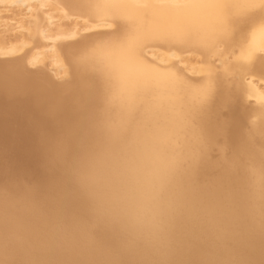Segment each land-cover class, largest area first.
<instances>
[{
	"label": "bare ground",
	"instance_id": "bare-ground-1",
	"mask_svg": "<svg viewBox=\"0 0 264 264\" xmlns=\"http://www.w3.org/2000/svg\"><path fill=\"white\" fill-rule=\"evenodd\" d=\"M7 1H9L8 3L13 2L14 4L21 2V4L24 5V9L17 10L19 6L15 4L18 6L16 8L13 3L11 4L15 6V9L13 7H11L12 9L10 7L8 8L5 5L6 3H3V5L10 10H17V13L21 12L19 14L20 16H29L27 20L22 18L23 22L21 21V18L18 19L21 23L17 21V23L19 22L21 26L28 30L25 32H28L27 35H24L23 31L18 32H22L25 37L27 36L25 39H28L31 43L30 44L28 41L25 42L30 45H27L28 48H26L27 46H24L25 49H28L27 51H24L25 53L23 52L22 57L24 60L25 57L30 59L31 56L32 58L34 56L35 59H40L43 57V52L44 56H46L43 57V60H49L48 63L53 74L50 73L55 76L58 75V77L59 74H65L67 72V67L64 66L65 68L62 73L59 69L60 73L57 74L58 71L56 70V64L58 63V60L60 61L61 59V57L58 58L59 52L57 51V48L61 46L62 43L60 44L58 39L57 41H54V36L59 34L66 36L65 38H69V36H75L74 38H78L77 36L81 32V28L77 29L75 27V22L73 21V27L75 29L72 25L68 26L73 29H68V26L65 25L64 27L67 26V29L64 30V27L59 24V26H61H58L61 29V32H59V30H56L58 29L56 25H58L57 23H59V21L54 22L53 20L57 12H54L55 14H52V16L48 11H58V7L61 6L60 8H63L62 6H64V8H69V11H76L81 16H79V18L84 17L83 20H86L83 22L85 24L84 26L88 27L89 30H95L96 28L99 32L100 30H104V33H102L103 31L95 33L93 36L84 39L82 41L83 44H89V42L92 43L89 46L86 44L88 47L81 53V55H77L76 53V57L79 56V58L72 56L75 58L76 67L78 66L81 74L78 75V78L76 79L78 81L77 87L72 89V93L66 96L62 95L61 89H50L47 88V86L45 87L44 85L39 84L40 82L32 83L35 80L31 78L32 81L30 75L28 77L26 74H22L24 72H20V70H16L17 73H19H15L17 76L12 75L14 74L12 73L13 66L11 68L9 65V69H12V76L9 74L7 75L2 70L7 62L5 63L4 61V63H1L2 61H0V64L2 65L0 66V145L3 143L4 145H9L10 142L15 145V143L17 144L21 139L31 141V144H33L35 140L40 142L43 138H48L49 142L48 144L46 143L47 145L44 148L41 146L37 151L34 150L35 148L30 149L31 153L34 154V158L35 155L39 153L45 155L46 153L50 154L53 152L57 157H67L70 154H73L70 163L66 160L67 163L62 165L65 174L68 175V179L70 178L69 181H71V183L68 184L69 186H65L67 187V190H69L70 199L68 200L70 201L72 199L74 202L73 198L75 197L76 199L78 195L80 198L81 196L85 197L84 199L82 198L83 200L86 199L84 204L83 202L81 203L83 205L77 201L81 205L78 207H82L86 214L78 211L81 210L78 208L77 212L80 213L75 212L73 215L68 214L67 218H69L63 220L65 221V224L67 221V224L70 226L66 225L70 228L72 224L73 227L79 225L80 228L77 233L70 232V235L65 242L67 243V246H64L67 249L64 252L57 246L59 243L56 242L57 244L55 245V238L52 237L51 240L49 239V236H47L48 239H44L45 237H43V233H41L43 238L40 237L41 239H39V237H34V239L32 237L34 246L31 250L26 252L16 253L15 251L18 245H13L11 247L10 244V248L1 247L0 264H28L29 258L32 257L33 263L30 261L32 264H56L57 262L60 264V259L63 258V256L65 258L64 254L68 255L70 262L67 263L69 264H122L121 260L113 257V253L111 254L112 256H110V254L105 255L106 251L115 247L114 244L113 246L111 245L113 242H116L117 245V250H113L124 255L122 259L126 264H241V261L243 260H247V264H263L264 252L257 251V247H260L261 244H263L262 246L264 248V166L262 165V163H264V153H257L254 156L256 160H262V163H258L255 160V164L253 165H248V162L247 165H244V162H242L243 164L240 165L239 163L240 166L237 168L240 170L236 169L237 171H233L234 173H231L230 170V172H228L229 176H231L229 178L232 179L230 183L229 181L222 179L225 182H215L217 184L213 186V183L210 182L212 180H210L209 182L210 184L212 183V186L209 184L210 187H208V184L206 183V187H200V185H197L195 172L197 170V172H200L198 164L202 162L201 159L204 157L203 155L205 153L204 148H206L203 147L204 143H202L201 138L204 128L202 129V122L199 123L198 120L200 121V118H202L200 114L202 115L206 107H208L207 105L209 104L210 98L213 96L214 89H216L215 86L221 79L229 76H232L231 78L234 77L233 79L236 81L234 84H236V87L239 89L243 101L249 103L252 101L251 106L253 105L251 110L248 109L242 113L239 111V114L237 115L239 117L238 121H231L228 124L225 123V126H222V128L224 129L226 125H230L229 128L233 126L232 133H235L236 135L240 133L243 121L249 118L252 120L253 118L251 122V133L264 136V0ZM3 5H1V7ZM3 8L5 9L4 6ZM64 8L61 10L64 11ZM8 9L6 11H8ZM14 10L12 12H14ZM3 11L4 10H2V12ZM67 13H63V16L58 14V16L64 17ZM9 14H11V12ZM70 14H72L71 16L75 15L73 12ZM5 17L7 18V16ZM12 18L13 16L9 18L11 19L10 21L13 20ZM14 18L16 19L18 17L15 16ZM76 18L78 17L76 16ZM14 22L16 23V21ZM0 23L2 24V20ZM67 23L68 22H66V24ZM20 24H18V26H20ZM29 24H31V27H29ZM79 25L81 26L80 23L78 24V27ZM16 26L17 24L15 27ZM18 26L16 28H18ZM5 27L2 26L3 31H1L2 29H0V31L9 34L12 26L7 28L9 32H7ZM4 28L6 29L5 32ZM88 29H85V31H88ZM82 30L84 29L82 28ZM12 31L14 32V30ZM53 32L56 34H52ZM22 34L18 36H21ZM11 36L14 37L13 35ZM4 38L5 37L1 38L2 41H4ZM9 38L11 37L9 36ZM18 38L16 40H18ZM58 38L64 37L60 36ZM11 39L13 41L15 38ZM23 39L24 38H22V41ZM8 40L10 41V39ZM5 41L6 43L4 44L0 43L1 47L9 42L7 40ZM31 45L33 46L29 49V46ZM37 46L43 48H40V50ZM9 47L5 49L1 48V51H3H0L2 57H4L3 55L8 53L12 54L14 52H16L17 55L18 50ZM44 48H48V50L44 52ZM22 50L19 51L22 53ZM191 54H193L191 57H194L195 55L197 60L196 63V60L193 58L190 59L189 57L191 61L192 59L194 60V67H189L190 64H186L189 60L187 59V56ZM39 55L42 56L38 57ZM7 56H10V54ZM185 56L186 60L184 61L182 58ZM13 57L16 58L17 56L15 57L14 55ZM10 58L12 59V57ZM42 62L40 64L41 66ZM22 63L23 62L21 61V64ZM35 63L38 62L35 60ZM24 64L22 65L24 66ZM16 66L14 67L16 68ZM44 66L48 67V65ZM28 67L29 66L25 64L24 68L27 69ZM34 68H36V66ZM64 70H66V72ZM30 73H32V71ZM48 73L49 72H47V75L50 74ZM87 73H93L95 77L93 75L90 77ZM51 74L50 76H52ZM32 76L34 75L32 74ZM65 77L67 78V76L59 77L60 81L62 82ZM46 79L49 80L48 78ZM55 80L59 81L57 78H54L52 81L55 82ZM55 84H58V82ZM53 87L55 88L56 85L53 84ZM91 104L95 106L93 111L88 110ZM230 106L233 109L235 108V104H230ZM206 112L207 111H205V114H207ZM65 114H70L71 116H69V118L73 117L71 118L72 120L64 122ZM60 123L62 124V128L60 127ZM57 127L61 128V135L59 138L47 137L48 135L45 133V129L50 131V134L53 135L52 132L54 133ZM29 130L30 133H28ZM31 130H36L37 134L33 136L34 134H32ZM22 134L23 138L21 137ZM29 134H32L31 139L28 137ZM109 134L114 137L123 136L125 142L135 140L139 149L151 160L152 167L159 177L155 186L149 190L142 183L139 185L133 184L122 175L119 159L104 162L102 168L104 178L109 180L114 187L121 190L119 205L114 212L98 208L77 182L75 176L76 172L87 173L92 167L97 165L99 152ZM246 134L249 135L248 133ZM221 139L223 138L221 137ZM22 142L24 144L26 141ZM27 143L28 142L25 144ZM42 143H45V141ZM221 143L224 142L222 141ZM12 144L9 146H14ZM18 145H15L17 149L20 145V148H23L22 144ZM40 145L38 144V146ZM222 146H224V144ZM222 146L218 148L220 149ZM212 147L214 146H210L209 148ZM2 148L0 149V154H5V156L1 154L4 158L8 154H6L7 150L3 153ZM261 149H259V151ZM229 150H232V148L230 149L229 147ZM221 151H224V149ZM223 153L220 152L219 155L222 154L223 157ZM40 154L38 156H40ZM243 155H240V157ZM53 157L52 159L54 160L55 158ZM226 157L228 158V156ZM8 158L10 159V157ZM19 158L21 157L19 156ZM23 158H26V156ZM205 158L207 157H204V160H206ZM36 159L33 160L37 161ZM52 159L46 160L45 162L50 165L58 163L55 161L54 163ZM67 159L69 160V158ZM208 159L210 160V158ZM219 159H221V156L217 160L219 161ZM231 160L233 161V159ZM8 161L10 162L11 160ZM16 161V163H19L18 160ZM45 162H42V164L45 165ZM10 163H12V165L8 163L9 167L10 165L11 168H13L12 166L17 167L16 163V165H13V161ZM5 164L6 163L3 165ZM24 164L26 165V162ZM221 164L219 166H221ZM26 166L24 167L27 168L28 166ZM53 167L55 168V166H52V168ZM57 167L58 165H56V170ZM229 167L231 168L232 166L229 165ZM203 168L205 169V167ZM220 168L221 167H218V169ZM222 168H224V166ZM1 169H6V167ZM8 169L9 168L4 171H7ZM37 169V174L34 173L36 175L34 176L36 181L38 179H36L37 175L41 176L40 173H38L40 169L38 171ZM19 170H21L22 173L23 170ZM32 171L33 170L28 171L26 174H32ZM47 171L48 169L46 170V174ZM9 172L11 173V170ZM12 172H15L14 174L16 176L19 171ZM40 172L42 173V170H40ZM52 172H54V169ZM216 172L219 171L216 170ZM220 172H222V170H220ZM42 174H44V172ZM4 175L2 176L3 179L7 175L8 177L10 176L9 173L6 176ZM18 175L17 178H19ZM15 176L11 177H14L15 179ZM20 176L22 175L20 174ZM47 176L49 177V174L46 175V178ZM30 177L31 176H29V179H31ZM203 177H205V175H203ZM215 177L213 178L216 179ZM218 177L219 176H217V178ZM25 178L26 177H24V179ZM49 178H51L50 180H53L51 175ZM5 179L3 181L7 180ZM32 179L34 180V178ZM205 179L207 180L208 178ZM200 180L203 181V179ZM8 181L9 180H7V182ZM2 182L0 184L4 187L5 185L3 186V184L5 182ZM23 182H26V180ZM44 182L45 184L43 185L45 189H47V186L49 185V187H51V181L48 182V180H44ZM12 183L14 184L13 181ZM12 183L10 184V187L13 185ZM15 185L14 188L18 184ZM19 186H21V184ZM32 186L29 187V189L33 188ZM12 188L13 186L11 189ZM24 191L26 193L25 187ZM29 191L30 190H28V192ZM13 193L10 197L14 195ZM32 193L30 192V194ZM37 193H35V195ZM39 193L41 192L39 191ZM52 193L54 192H51V194ZM2 194H5V192ZM20 194L22 193L20 192ZM0 196V198H4L3 195ZM57 196H55V198ZM60 196L62 195H59V197ZM20 197H18L19 200ZM50 197L51 196L46 199H49ZM18 198L16 197V199ZM24 198H26V196ZM38 198H36V200ZM39 200L41 201L40 198ZM79 201L81 200L79 199ZM0 202V208L1 206H4L3 209L5 208L3 212L1 211L2 213L0 212V230L3 232V227L1 229L2 225L4 226L5 224L7 225L10 223L13 227V224L18 222V219L14 216V213H18V205L11 204L10 202H14H9V200L2 199L1 201L0 199ZM57 202L60 203L61 201L57 200ZM24 203L25 202H23V204ZM27 203L29 202L27 201ZM34 203L36 202H33V204ZM35 207L36 206L33 207L34 210ZM41 208L43 209L42 206ZM61 208L64 207L62 206ZM67 208H65L63 212H66ZM42 209H39L38 211H42ZM58 210L59 208H57V211ZM29 211H31V209H29ZM51 213L52 211L50 214ZM61 214L62 213H60V215ZM66 215L67 214H65V216ZM86 215L87 217H85ZM83 216L86 219L89 218L88 221L91 222L90 224L104 225V228L99 230L100 232L98 234V236L101 239L103 237L104 242H106V246L102 242V249L93 250L96 245L93 244V249L90 245H85L86 240L90 244L94 238L91 237L93 239H90L92 231L90 225H88L89 222L86 224ZM47 217H41L42 220L38 218L37 220L40 221H38L37 224L34 222V225H29L30 230L35 231L41 229L43 231V229H46L45 226L52 222H49L48 219H53ZM59 219L61 220V218ZM20 222L21 221L19 220V223ZM84 222L86 226L82 225ZM22 223L23 222H21L20 225L16 224L15 226L17 228L20 226L21 229ZM54 224H56V222ZM25 226H28V224L23 225V227ZM41 226L45 228L42 229ZM58 226H60V222ZM63 226H60V228L62 227V230L65 229ZM68 227L66 229H69ZM20 229H18V232ZM25 229L24 231H27ZM30 230H28V233H30ZM55 230L53 229V231ZM8 233L9 237H11V233ZM8 233L4 236H7ZM13 233L15 234V232ZM28 233L27 235L29 236ZM32 233L30 234L31 236ZM36 233H33V235ZM54 233L57 234V231ZM17 234H20L21 236V233ZM27 235L24 233L23 238L29 240V237H24ZM60 235L57 236L61 239L64 238ZM63 236H65V234ZM79 237L85 238L84 243H81L80 241L77 242ZM20 239L21 237L17 238L19 241L16 240V244L23 242V240L20 241ZM2 241L3 236L0 234V245H2ZM12 242L13 241H11V243ZM87 242L86 244H88ZM102 245L100 244L99 247ZM77 252L78 255L71 256L77 254ZM11 254L12 256L10 257ZM116 255L118 254L116 253ZM68 258H65L66 261ZM243 262L245 263V261Z\"/></svg>",
	"mask_w": 264,
	"mask_h": 264
},
{
	"label": "rangeland",
	"instance_id": "rangeland-1",
	"mask_svg": "<svg viewBox=\"0 0 264 264\" xmlns=\"http://www.w3.org/2000/svg\"><path fill=\"white\" fill-rule=\"evenodd\" d=\"M9 1H7V0H0V7H1V5H3V3L9 8H11V7H13L14 9H15V6H16V8H17V10H19V9H24V5H22L21 4V2H19V3H15V4H17V5H15L13 2H11V3H13V4H11V3H8ZM14 2H16V1H14ZM10 6H9V5ZM21 4V5H20ZM5 5H3L4 7H5V9L3 8V6L0 8V12H2V10H4L2 13H4V14H2V13H0V21L2 20V24L0 25V29H2L1 31H3V28H2V26H12L11 27V32H9L8 31V27H5L6 29H7V32H9V34L8 33H3V32H1L0 31V33H3V34H0L1 36V38L2 37H5V38H8V39H10V41L8 40V39H3L4 41H2V39L0 38V43H6V41L5 40H7V41H9V42H7V44L4 46V45H2V47L0 46V51H1V48L2 49H5V48H7V47H9V48H15V49H17L18 51H17V55H16V52H14V53H8V54H10V56H7L8 54H6V55H3L4 57H2L1 56V54H0V58L1 59H3V60H1L0 59V61H2L1 63H4V61H5V67L2 69L7 75L9 74L10 76H12V75H14V76H17V74H19V73H17V71H19L20 70V72H24V73H22V74H26V76H28L29 77V75H30V79L32 78L33 80H35L34 82H32L31 80V82L32 83H39V84H42V85H44L45 87L47 86V88H50V89H56V90H59V89H61V93H62V95H64V96H66V95H69L70 93H72V89H75L76 87H77V85H78V81L76 80L77 78H78V75H80L81 74V71H79V68H78V66L76 67V61H75V58H79V56L78 57H76L78 54H80L81 55V53L82 52H84V50H86L87 49V47L92 43V42H89V44L88 43H84L83 44V40L84 39H86L87 37H90V36H93L95 33H100V32H102V33H104V30H100V32L99 31H97L96 30V28H95V30L94 29H88V27H86V26H84L85 24L83 23V22H85L86 20H83V18L84 17H82V18H79V14L76 12V11H69V8H64V6H62L63 8H64V11H62L63 10V8H60V7H58V9L60 10V12H59V10L58 11H48V13L50 14L51 13V15L52 14H55L54 12H57V14H55V17L53 18V20H54V22L56 21V22H58L59 21V23H57L58 25H56L57 27L59 26V24L62 26V27H64L65 25H72V27L74 26V22H75V27L77 28V29H79V28H81V32H80V34L77 36L78 38H74L73 36H69V38H65L66 36H64V35H59V34H56V36H54L55 34H54V32H56V31H54L52 34H54V35H52V36H54L55 37V40H54V38H53V40L54 41H57V39H58V41H59V43L61 44V46H59L58 48H57V51L59 52V57L58 58H60L61 57V59H60V61L58 60V63L56 64L57 65V74L58 73H62L63 72V69L65 68V67H67L66 68V70H67V72H66V70H64L66 73L64 74V73H62V74H59V77L61 78V77H63V76H67V78L65 77V79L63 78V80H62V82L60 81V78L58 77V75L57 76H55V75H52L53 73L51 72V67L49 66V60L48 59H44L43 60V57H46V56H44V54H43V52H42V55H43V57H41L42 58V60H41V58L40 59H38L37 57V59H35V57L33 56V58H32V56L30 57V59L28 58V57H25V60H27V61H25L24 60V58L22 57V55H23V52L24 51H27L28 49H25L24 48V46H27V45H30L31 43L28 41V39H25L26 37L25 36H23V34H22V32H18V31H23L24 32V35L26 34L27 35V33H25L26 31H28V30H26L23 26H21V22H20V20H18V19H20L21 18V21H22V18H25L26 20H27V18L29 17H24L23 15H19L20 13L18 12L17 13V10H14V12H12L13 10H10V9H8ZM47 8V7H46ZM8 9V11H6ZM12 9V8H11ZM43 9H45V8H43ZM62 9V10H61ZM65 9H66V11H65ZM10 10V11H9ZM46 10V9H45ZM16 11V12H15ZM11 12V14H9ZM53 12V13H52ZM67 13L65 16L67 17V19H66V17L64 16V17H62L63 16V13ZM73 12V14H75V15H73V16H71L72 14H70V13H72ZM8 13V14H7ZM13 13H14V15H13ZM2 14V15H1ZM16 14V15H15ZM58 14L60 15H62V16H58ZM4 15V16H3ZM13 16V20L12 21H10L11 19H9L10 17H12ZM1 16H3V17H1ZM5 16H7V18L5 17ZM8 16H10V17H8ZM18 17V18H14V17ZM20 16V17H19ZM53 16V15H52ZM58 16V17H57ZM76 16L78 17V18H76ZM59 17H60V19H59ZM81 17V16H80ZM2 18V19H1ZM4 18V19H3ZM56 18V19H55ZM7 19H9V20H7ZM15 19V20H14ZM59 19V20H58ZM71 19H72V21H71ZM5 20H6V22H5ZM60 20H62L63 21V23H64V21H65V23L63 24L62 23V21H60ZM14 21H16V23L14 22ZM17 21H19L18 23H17ZM74 21V22H73ZM12 24H11V23ZM23 22V21H22ZM61 22V23H60ZM66 22H68L67 24H66ZM71 24H70V23ZM81 24V26H83V27H81L80 25H79V27H78V24L79 23ZM15 23V24H14ZM78 23V24H77ZM4 24V25H3ZM17 24V26H18V24H20V26H18V28H16L15 27V25ZM61 26H59V27H61ZM67 26L66 27H64L63 29L64 30H66L67 29ZM68 26V29H73L72 27H69ZM15 27V28H14ZM20 27V28H19ZM29 27H31V24H29ZM58 27V29H56V30H59V32H61V29ZM84 27H86V28H84ZM4 28V32H5V29ZM22 28V29H21ZM23 28H24V30H23ZM82 28L84 29V30H82ZM10 29V28H9ZM62 29V30H63ZM75 29V28H74ZM85 29H88V31L86 30L85 31ZM12 30H14V32L12 31ZM63 30V31H64ZM99 30V29H98ZM93 31V32H92ZM97 31V32H96ZM13 32V33H12ZM58 32V33H59ZM90 32V33H89ZM10 33H12V34H10ZM19 33V34H18ZM20 34H22L21 36H18V35H20ZM84 34V35H83ZM5 35V36H4ZM11 37V38H15L13 41H12V39L11 38H9V36ZM11 35H13L14 37H12ZM8 36V37H7ZM20 38V37H22V38H24L25 39V41H24V39H23V41H22V38H18V37ZM60 36H62V37H64V38H58V37H60ZM86 36V37H85ZM18 38V40H16L17 38ZM68 37V36H67ZM72 37V38H71ZM81 37V38H80ZM64 39V40H63ZM66 39V40H65ZM68 39H70V40H68ZM20 40V41H19ZM75 40V41H74ZM77 40V41H76ZM14 41H15V43H14ZM26 41H28L29 43H25ZM64 41V42H63ZM25 44H24V43ZM9 43V44H8ZM88 46H87V45ZM18 45V46H17ZM34 45V44H33ZM33 45H31V46H29V49L30 48H32V46ZM63 45V46H62ZM76 45V46H75ZM69 46V47H68ZM84 46V47H83ZM18 47V48H17ZM65 47H66V49H65ZM79 47V48H78ZM26 48H28V46L26 47ZM37 48L38 49H40V48H43V47H38L37 46ZM69 48V49H68ZM23 49V50H22ZM22 50V53L20 52V51ZM36 50V49H35ZM41 50V49H40ZM46 50H48V48H44V52L46 51ZM61 50H63V51H61ZM67 50V51H66ZM76 51H78V52H76ZM1 52H3V51H1ZM0 52V53H1ZM5 52V51H4ZM68 52V53H67ZM80 52V53H79ZM19 53V54H18ZM25 53V52H24ZM76 53H77V55H76ZM15 55V57L19 60V62H18V60L16 59V58H14L13 56ZM58 54V53H57ZM64 54V55H63ZM13 55V56H12ZM21 57H20V56ZM42 55H39L38 57H40V56H42ZM193 54H191V55H186L187 56V59H189V57H190V59L191 58H193L194 60H196V57H195V55H194V57H191ZM5 56H7V57H5ZM72 56H74V57H72ZM186 56L184 57V58H182V60H186ZM10 57H12V59L10 58ZM20 57V58H19ZM10 58V59H9ZM23 58V59H22ZM8 61H7V60ZM20 59H21V61L23 62L22 64H24V62H25V64L27 65V66H29L27 69H25L24 67H25V64H24V66L21 64V61H20ZM31 59H32V61H31ZM34 59V60H33ZM188 60V63H186V64H190V66L189 67H194V63L196 62L197 63V60L195 61V62H193L194 60L192 59V61L191 60ZM14 60H15V62H14ZM24 60V61H23ZM35 60H36V62H38V63H35ZM73 60V61H72ZM43 61V62H42ZM72 61V62H71ZM183 61V62H184ZM33 62V63H32ZM41 62H42V66L40 65L41 64ZM47 62V63H46ZM9 63V64H8ZM14 63V64H13ZM18 63V64H17ZM61 63V64H60ZM185 63V62H184ZM191 63H193V64H191ZM12 64V65H11ZM33 64V65H32ZM34 64H36V65H34ZM66 64V65H65ZM68 64V65H67ZM7 65V66H6ZM9 65L11 66V68H12V66H13V72H12V69H9L10 67H9ZM17 65V66H16ZM23 67H22V66ZM44 65H48V67L47 66H44ZM0 66H2L1 64H0ZM14 66H16V68L14 67ZM20 66V67H19ZM36 66V68H34ZM41 66V67H40ZM65 66V67H64ZM73 66V67H72ZM6 67H7V69H6ZM40 67V68H39ZM46 68V69H44V68ZM54 67V66H53ZM21 68H22V70H21ZM33 70H32V69ZM70 68V69H69ZM29 69V70H28ZM41 69V70H40ZM59 69H60V72H59ZM76 69V70H75ZM188 69H190V68H188ZM7 70H8V72H7ZM17 70V71H16ZM25 70H26V73H25ZM35 70V71H34ZM40 70V71H39ZM44 70H46V71H44ZM72 70V71H71ZM78 70V71H77ZM10 71V72H9ZM32 71V73H30ZM14 73V74H12V73ZM37 74H35V73ZM47 72H51L50 74L52 75V76H50V74L49 75H47ZM78 72V73H77ZM15 73H17V74H15ZM46 75H45V74ZM12 74V75H11ZM32 74L35 76H32ZM87 75L88 76H90V77H92V75L94 76V74L93 73H87ZM32 76V77H31ZM37 76H39V77H37ZM47 76V77H46ZM50 76V77H49ZM55 76V77H54ZM40 77H41V79H40ZM48 78L50 81H52V80H54V78L56 79L57 78V80H59V81H56L55 80V82L54 81H52V82H54V83H52V82H50L49 80H47L46 78ZM69 77V78H68ZM95 77V76H94ZM232 76H229V77H226V78H223V79H221L218 83H217V85L215 86V88L216 89H214V93H213V96L210 98V101H209V104L207 105L208 107H206V109H205V111H207L206 113L208 114H205V111L203 112V114L201 115L200 114V116L202 117V118H200V121L198 120V122L200 123V122H202L201 124L203 125V127H202V129H203V131H202V134H201V138H202V143H204L203 144V147H206V148H204L205 149V153H204V157H207V158H205L206 160H204V157L201 159V161L202 162H200L198 165V169H199V171L200 172H195V178H196V180H197V185L199 186L200 185V187L202 186V187H206L205 185H206V183L208 184V187H210V186H212V183H213V186L215 185V184H217V183H220V182H225L226 180L227 181H229V183H230V181H232V179L231 178H229V177H231V176H229V174H228V172H230V170H231V173L234 171H237V170H240V169H237V168H239V166L240 165H242L243 163L242 162H244V165H247L248 163V165H253V164H255V160H256V158L254 157L255 156V154H257V153H264V136L262 135H257V134H254V133H251V126H252V124H251V122H252V120H253V118H252V120H250V118L249 119H246V120H244L243 121V123L241 124V128H240V133L239 134H236L235 135V133H232L233 132V126L231 127V128H229V126H227L226 125V127L223 129L222 128V126H225V123H229V122H231V121H238L239 120V117L237 116L238 114H239V111H240V113H242V112H245L246 110H251L252 108H253V105L251 106V103H252V101H251V103H249V102H245V101H243V98H242V95H241V93H240V91H239V89L236 87V84H234V83H236V81H234L235 79H233V78H231ZM51 78H52V80H51ZM37 79H39V80H37ZM46 79V80H45ZM71 79V80H70ZM224 80V81H223ZM45 81V82H44ZM48 81V82H47ZM75 81V82H74ZM230 81V82H229ZM58 82V84H55V83H57ZM65 82V83H64ZM223 82H225V83H223ZM228 82V83H227ZM47 84V85H46ZM53 84L54 85H56V87L54 88L53 87ZM228 84V85H227ZM51 85V86H50ZM221 85V86H220ZM226 87V88H225ZM63 88V89H62ZM66 88V89H65ZM70 89V90H69ZM218 91H219V93H218ZM67 93V94H66ZM227 96H226V95ZM230 95V96H229ZM242 102V103H241ZM221 103H222V105H223V108H222V105H221ZM235 104V108L233 109L231 106H230V104ZM240 103V104H239ZM217 105V106H216ZM220 106V107H219ZM210 107V108H209ZM209 108V109H208ZM95 109V106L93 105V104H91V106L89 107V111H93ZM213 109V110H212ZM218 112V113H217ZM227 112V113H226ZM236 113V114H235ZM210 114V115H209ZM218 114V115H217ZM69 116H71L70 114H65V120H64V122H69V121H71L72 119L71 118H73V117H70L69 118ZM199 116V117H200ZM205 116V117H204ZM208 117V118H207ZM223 118V119H222ZM203 119H205V120H203ZM211 120H213V121H211ZM213 122V123H211V122ZM205 122V123H204ZM210 122V123H209ZM248 122V123H247ZM61 124V123H60ZM207 124V125H206ZM212 124H213V126H212ZM234 125V124H233ZM250 125V126H249ZM219 126V127H218ZM60 127L62 128V124L60 125ZM244 127H246V128H244ZM61 128H59V127H57L56 129H55V131H54V133L52 132V134L53 135H51L50 134V131H48L47 129H45V133H47V137H49L50 136V138L52 137V138H59V136L61 135ZM215 128V129H214ZM42 129V128H41ZM242 129H244V130H242ZM60 130V131H59ZM220 130V131H219ZM232 130V131H231ZM247 132H246V131ZM204 131H206L207 132V134H206V132H204ZM31 132H32V134H34L33 136H35L36 134H37V132H36V130L34 131H32L31 130ZM221 132V133H220ZM28 133H30V130H29V132ZM27 133V134H28ZM41 133V132H40ZM212 133V134H211ZM217 133V134H216ZM223 133V134H222ZM246 133H248L249 135H247ZM32 134H29L28 135V137L31 139L32 137H31V135ZM210 134V135H209ZM21 135V134H20ZM55 135V136H54ZM202 135H205V136H202ZM231 135V136H230ZM248 137H247V136ZM24 136H25V134H24ZM218 136V137H217ZM224 136V137H223ZM245 136V137H244ZM250 136V137H249ZM22 138H23V134H22V136H21ZM26 137V136H25ZM204 137H206V138H204ZM221 137L223 138V139H221ZM228 137V138H227ZM247 137V138H246ZM27 138V137H26ZM215 138H216V140H215ZM237 138V139H236ZM47 141H46V140ZM236 139V140H235ZM239 139V140H238ZM243 141H242V140ZM205 140V141H204ZM221 140V141H220ZM226 140V141H225ZM232 140H233V142H232ZM235 140V141H234ZM22 141H26V142H28L27 144H23V142ZM36 141V140H35ZM33 142V144H31V141H28V140H26V139H21L20 141H18V143L16 144L15 143V145H20V144H22V147L23 148H20L21 147V145H20V147H18V149H17V147L14 145V143L12 144L11 142H10V144L9 145H14V146H9L8 144H5L4 145V143L2 144V145H0V149L2 148V150H3V153H5L6 152V150H7V153L6 154H8L6 157H2L1 156V154H0V183L6 178L7 180H9L8 182H7V180L6 181H3L2 183H4L3 184V186L4 187H2L1 186V184H0V195H3V197L5 198H0L1 199V201H2V199L3 200H9V202L10 201H13L14 203H12V202H10L11 204H15L19 209H20V211H19V209L17 208V211H18V213H14V216L18 219V222L16 223L17 225L19 224L20 225V223L21 222H23L21 225V229H20V226L17 228L15 225L16 224H13L14 226L12 227L11 226V224L10 223H8L7 225L5 224L4 226L2 225L1 226V229H2V227H3V232H2V230H0V234H1V236H3V241H2V245H0V248L2 247V248H10V244H11V247L14 245H18V247H17V249H16V253H21V252H26V251H28V250H31L32 248H33V238L34 237H39V239H41V238H43V237H45L44 239H48L47 238V236H49V239H51L52 240V237L53 238H55L54 239V241H55V245L57 244V243H59V244H57V246L58 247H60V249H61V251H65L67 248L66 247H64V246H67V243H65L67 240V237L70 235V232L71 233H77L78 231H79V225H76V226H72L71 225V228L70 227H68L67 225H69V224H67V221H66V224H65V221H63L64 219L66 220V219H68L67 218V216H68V214H75V212H77V210H78V208L79 209H81V210H78V211H80L81 213H83V214H86V213H84V209L82 208V207H78V206H81V205H83L85 202H86V199L85 200H83L85 197H83V196H81V198L79 197V195L76 197V199H75V197L73 198L74 199V202H73V200L71 199L70 201L68 200V199H70L69 198V190H67V187H65V186H69L68 184L69 183H71V181H69L70 180V178L68 179V175H66L65 174V171H64V168L62 167V165H64V164H66L67 162H69L70 163V161H71V159H72V157H73V154H70L69 156H67V157H64V156H59V157H57L56 156V154H54L53 152H51L50 154L49 153H46L45 155L44 154H40V156H38L39 154H37V155H35V158H34V154L33 153H31V150L30 149H34L35 151H37V149H39L41 146L44 148L47 144H48V142H49V139L48 138H43V140H41L40 142L39 141H36V142ZM45 141V143H42V142H44ZM207 141V142H206ZM211 143H210V142ZM224 142V143H221V142ZM19 142H21V143H19ZM29 142H30V145H29ZM217 142V143H216ZM35 143V144H34ZM47 143V144H46ZM221 145H220V144ZM225 143H226V145H225ZM231 143V144H230ZM248 143V144H247ZM38 144L40 145V144H42V145H40V146H38ZM207 144V145H206ZM224 144V146H222ZM231 146H230V145ZM243 144V145H242ZM246 144V145H245ZM18 145V146H19ZM25 145V146H24ZM28 145V146H27ZM216 145V146H215ZM250 145V146H249ZM31 146V147H30ZM38 146V147H37ZM210 146H214V147H212V148H209ZM222 146V148L224 149V151H221V150H223L222 148H218V147H221ZM240 146H242V147H240V149H239V147ZM246 146V147H245ZM252 146V147H251ZM255 146V147H254ZM7 147V148H6ZM17 149H15V148ZM28 148V150H27V148ZM229 147H230V149L232 148V150H229ZM236 147V148H235ZM245 147V148H244ZM261 149L260 151H259V149ZM9 148V149H8ZM25 148H26V150L28 151H26L25 150ZM218 148V149H217ZM248 148V149H247ZM5 149V150H4ZM13 149H15V150H13ZM42 149V148H41ZM233 149H235V150H233ZM237 149V150H236ZM242 149H245V150H242ZM12 150V151H11ZM20 152H19V151ZM218 150V151H217ZM220 150V151H219ZM241 150V151H240ZM247 150H248V152H247ZM250 150V151H249ZM252 150V151H251ZM5 151V152H4ZM8 151H9V153H8ZM11 151V152H10ZM14 151V152H13ZM236 151V152H235ZM0 152H1V150H0ZM24 152V153H23ZM220 152L221 153H223L224 155H223V157H222V154L221 155H219L220 154ZM239 152V153H238ZM11 153H12V156H11ZM16 153V154H15ZM30 153V154H29ZM229 153V154H228ZM238 153V154H237ZM243 153H244V155H243ZM247 153V154H246ZM13 154H14V156H13ZM20 154V155H19ZM28 154V155H27ZM47 154H48V156H47ZM226 154V155H225ZM234 154V155H233ZM3 156H5V154H2ZM31 155V156H30ZM42 155V156H41ZM43 155H44V157H43ZM49 155H50V157H49ZM55 156V157H53V156ZM208 155V156H207ZM213 155V156H212ZM240 155H243V156H245V157H243V156H241L240 157ZM250 155H252V156H250ZM17 156V157H16ZM19 156L21 157V158H19ZM24 156H26V158L28 159H26V158H23ZM38 156V157H37ZM53 158H55L54 160L52 159V157ZM220 156H221V159H219V161L217 160L218 158H220ZM226 156H228V158L226 157ZM248 156V157H247ZM8 157H10V159L8 158ZM36 157H37V159H36ZM212 157V158H211ZM249 157H251V158H249ZM43 158V159H42ZM46 158V159H45ZM57 158V159H56ZM67 158H69V160L67 159ZM208 158H210V160L208 159ZM215 158H216V160H215ZM226 158H227V160H226ZM233 159V161L235 162H233L231 159ZM241 158V159H240ZM247 158V159H246ZM248 158H249V160H248ZM255 158V159H254ZM4 159V160H3ZM11 160L10 162H14L13 163V165H16L17 167H15V166H12L13 168H11V165H12V163H10L8 160ZM13 159V160H12ZM18 160V162L19 163H16L17 161L16 160ZM34 159H36L37 161H34L33 160V162H32V160ZM50 159H52L53 160V162L55 161V162H58L57 164H55V165H50L49 163H46L45 161L46 160H50ZM215 161H213V160ZM240 159V160H239ZM9 163V164H11L10 165V167H9V164L6 162V161ZM15 160V161H14ZM30 160V161H29ZM39 160V161H38ZM41 160V161H40ZM43 160V161H42ZM57 160V161H56ZM66 160H67V162H66ZM213 162H212V161ZM248 160V161H247ZM2 161V162H1ZM29 161V162H28ZM64 161V162H63ZM218 161V162H217ZM223 161V162H222ZM237 161H239V162H237ZM241 161V162H240ZM252 161V162H251ZM262 160H260V161H258V160H256V162H260V163H262L261 162ZM26 162V165L28 164V165H30V166H26L24 163ZM32 162V163H31ZM37 162V163H36ZM42 162H45V165L44 164H42ZM54 162V163H55ZM60 162H61V164H60ZM211 162V163H210ZM248 162V163H247ZM4 163H6L5 165H3ZM16 163V164H15ZM21 163H22V165H21ZM203 163V164H202ZM205 163H208V164H211V165H208V164H205ZM216 163V164H215ZM219 163V164H218ZM224 164V165H222V164ZM227 165H226V164ZM230 163V164H229ZM233 163V164H232ZM239 163H240V165H239ZM7 164H8V166H7ZM34 164V165H33ZM214 164V165H213ZM221 164V166H219ZM236 164H238V165H236ZM41 165H42V167H41ZM56 165H58V167H57V170H56ZM59 165H60V167H59ZM204 165V166H203ZM229 165L230 166H232L231 168L229 167ZM235 165V166H234ZM262 165L264 166V163H262ZM6 167V169L7 168H9L7 171H4V170H6V169H1V168H4V167ZM24 166H26L28 169H30V170H28L27 168H25ZM32 166V167H31ZM43 166H44V168H43ZM52 166H55V168L53 167L52 168ZM211 166V167H210ZM224 166V168H225V172H224V168H222ZM21 167V168H20ZM23 167H24V169H23ZM42 169H41V168ZM203 167H205V169L203 168ZM207 167H208V169H207ZM211 168V171H210V168ZM214 167V168H213ZM218 167H221L220 169H218ZM16 168H17V170L19 171V172H17V170H16ZM22 169L23 171H22V173H21V170H19V169ZM35 168V169H34ZM38 168V169H37ZM203 168V169H202ZM216 168V169H215ZM13 169V170H12ZM36 169H37V171L40 169V170H42V173L44 172V174H42L41 172H40V170L38 171V173H40V175L41 176H38L37 175V177H36V179H37V181L35 180V177L34 176H36L35 174H37V172H36ZM48 169V171H47V174H46V170ZM53 169H54V172H52L53 171ZM62 169V170H61ZM197 169V168H196ZM237 169V170H236ZM1 170H3V171H1ZM11 170V173L9 172ZM31 171V170H33L32 171V174L30 173H28L29 174V176H31L30 178L32 179V178H34V180L32 179H29V176H28V174H26V172H28V171ZM202 170V171H201ZM215 170V171H214ZM216 170L217 171H219V172H216ZM220 170H222V172H220ZM228 170V171H227ZM12 171H16L17 172V174H16V176H15V172H12ZM204 171V172H203ZM214 171V172H213ZM226 171H227V173H226ZM6 172V173H5ZM9 173V177H10V179H9V177H8V173ZM24 172V173H23ZM49 172V173H48ZM202 172V173H201ZM216 172V173H215ZM233 172V173H234ZM23 176H20V174ZM35 173V174H34ZM53 173V174H52ZM198 175H197V174ZM209 173V174H208ZM222 173H223V175H224V177H223V175H222ZM4 176H6L4 179L2 178V176L3 175ZM19 174V175H18ZM24 174V175H23ZM49 174V177H50V175H51V177H53V180H50L51 178H49L48 176H47V178H46V175H48ZM54 174H55V177H54ZM59 174V175H58ZM201 174V175H200ZM207 174V175H206ZM213 174V175H212ZM215 174V175H214ZM218 174V175H217ZM2 175V176H1ZM17 175H18V177L19 178H17ZM25 175H27V176H25ZM33 175V176H32ZM53 175V176H52ZM65 175V176H64ZM203 175H205V177H203ZM226 175H228V176H226ZM11 176H15V179H14V177H11ZM44 178H43V177ZM199 176H202V177H199ZM216 176V177H215ZM217 176H219L218 178H217ZM24 177H26L25 179H24ZM211 177V178H210ZM213 177H215L216 179H214ZM222 177V178H221ZM226 177V178H225ZM13 178V179H12ZM21 178H23V179H21ZM41 178V179H40ZM56 178V179H55ZM58 178V179H57ZM205 178H208L207 180L205 179ZM213 178V179H212ZM2 179V180H1ZM16 179H17V181H16ZM29 179V180H28ZM48 180V182L49 181H51L50 183H51V187H49V186H47V189H45L44 188V185L43 184H45V182H44V180ZM61 179V180H60ZM200 179H203V181L202 180H199ZM220 179V180H219ZM222 179H224V180H222ZM19 180H21V181H19ZM26 180V182H23V181H25ZM43 180V181H42ZM206 180V181H205ZM210 180H212V181H210ZM218 180V181H217ZM12 181L14 182V184L12 183ZM16 181V182H15ZM27 181H28V183H27ZM32 181V182H31ZM42 181V182H41ZM67 181V182H66ZM205 181V182H204ZM212 182L211 184H210V182ZM13 184V185H11V187L13 186V188L11 189V187H10V184L11 183ZM19 182V183H18ZM21 182V183H20ZM31 182V183H30ZM37 184H36V183ZM53 182H55V183H53ZM58 182V183H57ZM66 182V183H65ZM203 182V183H202ZM215 182H217V183H215ZM7 183V184H6ZM25 183V184H24ZM33 183V184H32ZM17 186H19L20 184H21V186H19V187H17ZM24 184V185H23ZM30 186H29V185ZM39 184V185H38ZM202 184H204V185H202ZM209 184H210V186H209ZM8 185H9V187H8ZM14 185L16 186L15 188H14ZM26 185H27V187H26ZM33 185V186H32ZM41 185H42V187H41ZM62 185V186H61ZM7 186V187H6ZM33 187V188H30L29 189V187ZM53 186V187H52ZM58 186V187H57ZM64 186V187H63ZM24 187H25V189H26V193H25V191H24ZM37 187V188H36ZM55 187V188H54ZM8 188H9V190H10V192H14L13 194L15 195V197H14V195L12 196V197H10L11 195H12V193H10L9 192V190H8ZM35 188V189H34ZM50 188V189H49ZM60 188V189H59ZM49 189V190H48ZM61 189H63V190H61ZM4 190V191H3ZM7 190V191H6ZM14 190V191H13ZM22 190H23V192H22ZM28 190H30L29 192H28ZM32 190V191H31ZM36 190H38V191H36ZM57 190H59V191H57ZM66 190H67V192H66ZM36 191V192H35ZM39 191L43 194H41V193H39ZM3 192H5V194H2ZM20 192L22 193V194H20ZM30 192L32 193V194H30ZM39 194H38V193ZM44 192V193H43ZM45 192H47V193H45ZM51 192H54V193H52L51 194ZM64 194H63V193ZM25 193V194H24ZM35 193H37L36 195H35ZM50 193V194H49ZM30 194V195H29ZM45 194V195H44ZM55 194H57V195H55ZM5 195V196H4ZM59 195H62V196H60L59 197ZM63 195H64V197H63ZM21 196V197H20ZM26 196V198H24ZM27 196H28V198H27ZM36 196V197H35ZM42 196V197H41ZM45 196H47V197H45ZM49 196H51L49 199H46V198H48ZM55 196H57L56 198H57V200L58 201H61L60 203H58L57 202V200H56V198H55ZM1 197V196H0ZM9 197V198H8ZM16 197L18 198V197H20V200H19V198L18 199H16ZM33 197V198H32ZM41 199V201L39 200V198ZM65 197H66V199H65ZM10 198H11V200H10ZM24 198V199H23ZM32 198V199H31ZM35 198V199H34ZM36 198H38L37 200H36ZM42 198H43V200H42ZM44 198H45V200H44ZM51 198H53V199H51ZM63 198V199H62ZM83 198V199H82ZM51 199V200H50ZM79 199L81 200V201H79ZM17 202H15V201ZM25 200H27L29 203H27V201H25ZM22 201V202H21ZM39 201V202H38ZM47 203H46V202ZM53 201V202H52ZM55 201V202H54ZM66 201V202H65ZM69 201V202H68ZM72 201V202H71ZM81 204L82 202H83V204H79L78 202ZM23 202H25L24 204H23ZM33 202H36V203H34L33 204ZM41 202V203H40ZM50 202V203H49ZM52 202V203H51ZM62 202H64V203H62ZM1 203V202H0ZM22 203V204H21ZM55 203H57V204H55ZM62 203V204H61ZM69 203V204H68ZM75 206H73L72 204ZM78 203V204H77ZM30 204H31V206H30ZM36 204V205H35ZM39 204V205H38ZM43 204V205H42ZM54 204V205H53ZM61 204V205H60ZM25 205H27V206H25ZM40 206V207H38V206ZM49 207H48V206ZM68 205H69V207H68ZM34 206H36L35 207V210H34ZM41 206L43 207V209L41 208ZM56 206H57V208H59V210L57 211V208H56ZM63 206L64 208H61V207ZM68 208H67V207ZM72 206V207H71ZM77 206V207H76ZM4 207V206H3ZM3 207L1 206V208H0V212L2 211H4V209H3ZM30 207V208H29ZM21 208H22V211H21ZM27 208H29V209H31V211H29V209H27ZM49 208V209H48ZM65 208H67L65 211L66 212H63L64 211V209ZM71 208V209H70ZM75 208H77V209H74ZM37 209V210H36ZM39 209H42V211L40 210V211H38ZM61 209V210H60ZM68 209H70V210H68ZM44 210V211H43ZM53 210H54V212H53ZM83 210V211H82ZM24 211V212H23ZM28 211V212H27ZM52 211V213L50 214V212ZM70 213H69V212ZM1 212V213H2ZM23 212V213H22ZM27 212V213H26ZM31 212V213H30ZM33 212H34V215H33ZM43 212V213H42ZM62 213L61 215H60V213ZM73 212V213H72ZM80 212H77V213H80ZM38 213V214H37ZM49 213V214H48ZM53 213H55V214H53ZM18 214V215H17ZM36 214H37V217H36ZM45 214V215H44ZM48 215V217H47V215ZM65 214H67L66 216H65ZM53 215H54V217H53ZM71 215V216H72ZM34 216V217H33ZM47 217V218H53V219H48L49 220V222L50 221H52V222H50V223H48L49 225H53V226H49L48 224L45 226L46 227V229H43V228H45V227H43V226H41L42 227V229H43V231H45V232H43L41 229H39V230H30V226L29 225H31V224H33L34 225V222H36V224L38 223V221H40V220H42V218L41 217ZM56 216V217H55ZM60 216V217H59ZM23 218V220H22V218ZM27 217H29V218H27ZM85 217H87V215L85 216ZM84 216H83V218H84V221L86 222V224L88 223V225H90V228H91V234H90V239L92 240L93 238V240H92V242H90V244H89V242H87V240L85 241V238H83V237H79L77 240V242H81V243H84V241H85V245H90V247L93 249L94 248V245H96L95 246V248L93 249V250H97V249H102L103 248V245H102V242H103V244L106 246V242H104V240H103V237H102V239L98 236V234H99V230H101L102 228H104V225H94V224H90L91 222L90 221H88V219L89 218H85ZM38 218H40V220H37ZM56 218V219H55ZM59 218H61V220L59 219ZM27 219V220H26ZM29 219V220H28ZM58 219V220H57ZM19 220L21 221L20 223H19ZM37 220V221H36ZM53 221H54V223L56 222V224H57V226H56V224H54L53 223ZM27 222V223H26ZM59 222H60V226H63L64 224V228L65 229H63L62 230V227L60 228V226H58V224H59ZM85 222L82 224V225H84V226H86V224H85ZM28 224V226H25V227H23V225H25V224ZM53 223V224H52ZM62 224V225H61ZM65 226H67L69 229H66L67 227H65ZM70 226V225H69ZM6 228V230H5V228ZM9 227V228H8ZM12 227V228H11ZM22 227H23V230H22ZM29 227V228H28ZM47 227H48V230H47ZM58 227V228H57ZM96 227V228H95ZM98 227V228H97ZM101 227V228H100ZM26 228V229H25ZM39 228H40V226H39ZM55 230V231H53V229ZM18 229H20L19 230V232H18ZM24 229L25 230H27V231H24ZM60 229V230H59ZM72 229V230H71ZM95 229V230H94ZM15 230V231H14ZM28 230H30V233H28ZM64 230H67V231H64ZM68 230H70V231H68ZM5 231V232H4ZM17 231V232H16ZM57 231V234L56 233H54V232H56ZM60 233H59V232ZM8 232H10L11 233V237H9V233ZM13 232H15V234L13 233ZM36 233V234H34L33 235V233ZM39 232H40V234H39ZM49 232V233H48ZM95 232V233H94ZM8 233V235L7 236H4L5 234H7ZM17 233H21V236H20V234H17ZM24 233H25V235H27V233L29 234V236L27 235V236H24V237H26V238H28L29 240H27V239H25V238H23V235H24ZM32 233V236L30 235ZM41 233H43V237H42V234ZM48 233V234H47ZM59 233V234H58ZM65 234V236H63L64 234ZM69 233V234H68ZM17 234V235H16ZM47 234V235H46ZM50 234V235H49ZM56 235V237H55V235ZM62 236H61V235ZM97 234V235H96ZM14 235H15V237H14ZM19 235V236H18ZM46 235V236H45ZM57 235H60L61 237H64V238H59V236H57ZM91 235H93V236H91ZM21 237V239H20V241H22L23 240V242H19V244L17 243L16 244V240H17V238L18 237ZM33 237V238H32ZM41 237V238H40ZM89 237V236H88ZM91 237H93V238H91ZM16 238V239H15ZM59 240H58V239ZM9 239H10V241H9ZM12 239V240H11ZM14 239V240H13ZM35 239V238H34ZM84 239V240H83ZM86 239H87V237H86ZM96 239V240H95ZM101 241H100V240ZM208 239V238H207ZM210 239V238H209ZM61 240H63L64 241V243L66 244H64L63 243V241H61ZM6 241H8V242H6ZM11 241H15L14 243L12 242L11 243ZM17 241H19V240H17ZM33 241V242H32ZM29 242H32V243H29ZM57 242V243H56ZM86 242L88 243V244H86ZM6 243V244H5ZM9 243V244H8ZM29 243V244H28ZM8 244V245H7ZM22 244V245H21ZM94 244V245H93ZM102 245L101 247H99V245ZM113 244H114V246L115 247H113V248H110V250H108V251H106V253H105V255H109L110 254V256H112L111 254L113 253V257L114 258H118L119 260H121V262H122V264H126V263H124L123 261V257H124V255L123 254H121V253H118V251H116L117 249H116V247H117V245H116V242H113V243H111V245L113 246ZM19 245H21V246H19ZM27 245H29V246H31V247H29V246H27ZM263 244H261V246L259 247H257V251H262V252H264V248H263V246H262ZM9 246V247H8ZM23 246V247H22ZM108 246V245H107ZM21 247V248H20ZM27 248H29V249H27ZM259 248V249H258ZM260 248H262V249H260ZM22 251H21V250ZM27 249V250H26ZM112 249V250H111ZM113 249H116L115 251L113 250ZM1 250V249H0ZM19 251V252H18ZM109 252V253H108ZM111 252V253H110ZM74 253H76V252H74ZM115 253V254H114ZM116 253L118 254V255H116ZM65 255V258H68V255L67 254H64ZM76 256V255H78V252H77V254H73V255H71V256ZM12 256V254L10 255V257ZM33 258V257H32ZM32 258H29V263L28 264H32L33 263V259ZM63 258H64V256H63ZM61 258L60 260H61V262H60V264H62V262L63 261H65V262H63V264H69V263H67V262H70V259L68 258L67 259V261H66V259L64 258ZM30 261H32V263H30ZM243 261H245V263L243 262ZM243 261H241V264H247L246 262H247V260H243ZM263 264H264V262H262ZM56 264H59L58 262L56 263ZM250 264H253V263H250Z\"/></svg>",
	"mask_w": 264,
	"mask_h": 264
},
{
	"label": "clouds",
	"instance_id": "clouds-1",
	"mask_svg": "<svg viewBox=\"0 0 264 264\" xmlns=\"http://www.w3.org/2000/svg\"><path fill=\"white\" fill-rule=\"evenodd\" d=\"M114 159H119L122 175L133 184L142 183L151 190L159 180L151 160L139 149L135 140L125 142L123 136L109 134L99 152L97 165L87 173L78 171L75 176L98 208L112 212L118 208L121 190L104 178L102 168L104 162Z\"/></svg>",
	"mask_w": 264,
	"mask_h": 264
}]
</instances>
